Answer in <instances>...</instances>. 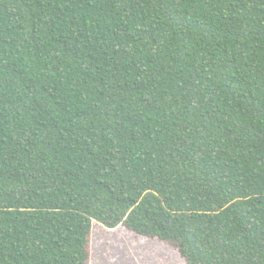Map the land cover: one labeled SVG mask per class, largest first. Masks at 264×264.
<instances>
[{
	"label": "trees",
	"instance_id": "1",
	"mask_svg": "<svg viewBox=\"0 0 264 264\" xmlns=\"http://www.w3.org/2000/svg\"><path fill=\"white\" fill-rule=\"evenodd\" d=\"M94 223L264 264V0H0V264Z\"/></svg>",
	"mask_w": 264,
	"mask_h": 264
},
{
	"label": "rangeland",
	"instance_id": "2",
	"mask_svg": "<svg viewBox=\"0 0 264 264\" xmlns=\"http://www.w3.org/2000/svg\"><path fill=\"white\" fill-rule=\"evenodd\" d=\"M89 252L87 264H184L179 252L165 242L139 237L122 227L110 231L96 223Z\"/></svg>",
	"mask_w": 264,
	"mask_h": 264
}]
</instances>
